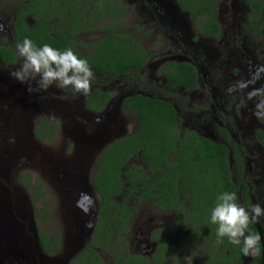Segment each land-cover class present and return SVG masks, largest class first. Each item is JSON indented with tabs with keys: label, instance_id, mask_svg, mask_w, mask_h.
Masks as SVG:
<instances>
[{
	"label": "flooded vegetation",
	"instance_id": "obj_1",
	"mask_svg": "<svg viewBox=\"0 0 264 264\" xmlns=\"http://www.w3.org/2000/svg\"><path fill=\"white\" fill-rule=\"evenodd\" d=\"M121 1L129 9H134L136 25L129 32L123 29L122 22L121 29L141 41L147 60L138 69L119 76L94 73L90 90L84 95L55 85L46 90L28 91L30 86L38 87L35 81L21 83L10 75L21 63L16 52L18 42L14 29L19 1H14L9 25L0 19V156L4 159V150L16 149L18 153L20 145H27L20 132L29 127L27 121H30L31 112L46 113L48 106L53 113L61 109L62 115L64 109L68 113L69 119H63L66 133L71 134L78 129L75 122L79 118L81 126L87 130L83 133H89L86 136L93 139V145L104 144L105 138L101 140L98 134L106 132L108 122L106 133L114 138L102 146L91 179L99 168L98 163L106 146L135 134L139 149L129 157L126 166H137L141 176H149L156 184H162L158 181L162 182L165 177L178 179L182 192L181 205L188 212L180 214L170 208L167 210L170 215L167 221L163 217L166 209L158 207L155 199H146L161 222L152 225V220L141 216L138 206L135 215L139 212L140 216L135 220L136 227L133 226L137 232L136 240L129 244L130 253L146 258L149 264H264V217L248 228L250 233L261 237L259 255L248 258L241 252L242 244L233 245L227 237L218 245V226L208 220L211 214L207 216L209 206L213 209L217 202L210 203L213 201L210 197L208 202H203V209L190 199V184L183 182L182 172L173 173L176 164L181 161L179 142L174 141L175 133L182 135L186 131L189 137L195 134L203 144L225 150L233 187L231 192L236 193L237 202L246 209L254 204L264 208V118L254 115L255 100L242 103L244 93L228 91L240 80L249 81L245 93L264 87V0H199L200 6L195 15L183 8L179 0ZM210 17L214 23L208 21ZM25 21L29 25L34 22L29 14L25 15ZM92 34L100 35L96 32ZM145 38H152L150 45L144 44ZM181 69L188 72L187 76H183ZM175 74L181 77H171ZM94 89L105 93L106 101L100 103L92 98L88 103ZM135 94L166 102L177 121L174 118L172 124H157L147 135L142 128L140 130L139 117L129 113L123 103L125 98ZM82 103L85 110L79 107ZM127 117H135V123L132 124ZM100 121L102 123L99 124ZM45 123L48 122L37 119L29 138H37L35 131L38 129L47 134ZM111 123L115 125L113 132L110 130ZM123 129L126 134L117 135ZM19 157L17 155V159ZM74 177L77 178V190L70 195V203L82 192L80 188H86L78 175ZM122 178L125 176L122 175ZM92 185L98 195L93 182ZM72 206L78 218L74 221L77 225V247L71 258L90 243L98 221L100 197L92 217L82 205ZM176 214L181 216L174 221ZM22 215L19 216L24 218L25 215ZM5 219L7 215L0 207V223L3 225L0 226V241L8 243L13 231ZM164 231L168 237L163 235ZM177 232L181 234L180 238L176 237ZM159 239L165 244H160Z\"/></svg>",
	"mask_w": 264,
	"mask_h": 264
},
{
	"label": "trees",
	"instance_id": "obj_2",
	"mask_svg": "<svg viewBox=\"0 0 264 264\" xmlns=\"http://www.w3.org/2000/svg\"><path fill=\"white\" fill-rule=\"evenodd\" d=\"M18 1V11L14 19L15 38L18 43H22L27 37L37 47L48 44L60 51L71 48L79 58L88 61L93 73L105 75L126 74L138 69L147 60L146 49L141 41L121 29L122 18L127 15L125 8L129 7L123 5L121 0ZM179 2L194 15L200 6L199 0ZM26 14L31 16L33 24L29 25L25 21ZM208 21L214 23L212 17ZM92 32L100 35L89 41L81 38L84 34ZM181 73L183 76L188 74L183 69ZM190 73L193 74V71L190 70ZM171 77L181 76L175 74ZM92 98L103 103L107 96L101 90L94 89L88 97V103ZM123 103L129 113L139 117L140 130L143 129L147 135H150L157 124H172L174 118L177 121L171 107L153 97L135 94L125 98ZM45 125L46 131L52 135V124ZM43 132L38 129L35 136L41 139ZM191 136L189 137L186 131L182 135L175 133L174 141L179 142L178 154L181 161L176 164L173 173L182 172L183 182L190 184V199L204 209V201L208 202L212 197L213 201L210 203H215L221 192H231L233 187L225 150L203 144L202 139L195 134ZM138 149L135 134L116 140L104 149L103 157L98 163L99 168L92 175V182L100 197L98 221L89 245L71 258L68 264H105L100 253H103L111 264H149L146 258L130 253L127 241L124 240L125 234L129 231L130 219L135 215L140 199L153 198L158 207L173 208L180 214L188 213L181 205L182 192L178 186V179L165 177L162 182L158 181L162 184H156L149 176H141L137 166H126L129 157ZM124 167L126 169L122 171ZM122 175L125 178H122ZM25 178H30L29 174H22L21 182H25ZM211 209L212 206H209L208 217ZM34 215L39 219L40 209H35ZM180 216L174 215V221ZM176 234V237L180 238L181 234L179 232ZM163 235L168 237L166 231ZM38 240L44 252L53 253L59 249V234L48 238L39 232ZM159 240L160 244H165V241Z\"/></svg>",
	"mask_w": 264,
	"mask_h": 264
},
{
	"label": "rangeland",
	"instance_id": "obj_3",
	"mask_svg": "<svg viewBox=\"0 0 264 264\" xmlns=\"http://www.w3.org/2000/svg\"><path fill=\"white\" fill-rule=\"evenodd\" d=\"M14 1L15 0H0V19L4 23L6 22L7 26L11 20ZM134 20V9L127 8V16L122 20L123 29L129 32L133 31L132 28L136 26ZM96 35L97 34L86 33L81 38L84 41H89ZM151 40L152 38H145L143 42L148 46ZM49 88L50 86L48 89ZM78 103L79 101L77 105ZM79 107L83 110L86 109L83 103ZM50 108L49 106L46 108V113L31 112V117H29L30 121H27L29 127L23 128V131L20 132L21 137L24 138V142H26L27 145H20L18 153L16 149L4 150L6 152L4 157L6 158L8 154L9 156L6 158L7 161L1 162L0 187L2 189L12 190V199L10 201L12 207L16 208V210L12 208V210L8 211L11 222L10 226L15 227L16 231L20 233L18 227L21 223H24L25 232L23 234L20 233V236H18L20 237V241H18L14 235L9 239L8 243L0 241V264H68V255L77 247L75 246L77 225L74 222L75 211L72 210L67 194L69 191L72 193V191L75 190L74 175L79 176L81 183H84L85 187L86 183L89 186H93L91 174L96 161L106 143L114 138L113 135L108 137L106 133L108 131L107 122L106 132L102 135L98 134V138H101V140L105 138L104 144L93 145L91 143L93 139H89L86 136L89 135V133H83V131L87 132V130L81 126L79 118H76L78 121L75 122L78 129L71 134L66 133L63 119H69L70 116L68 113L64 112L65 109L62 115V109L53 113ZM120 118L122 119V117ZM127 118L129 119L130 117ZM37 119H39L40 122L44 119L52 124V135H49V133H42L43 137L41 139L29 138V133H31ZM130 120L132 124L135 123V117H131ZM102 121H100L99 124L102 123ZM117 122L120 125L121 121L119 119ZM114 128L115 125L111 123L110 130L112 132ZM105 134L106 136H104ZM125 134L126 131L123 129L122 132L117 135L122 136ZM17 155L20 156L18 159ZM24 173L30 176L28 179L25 178L24 181L26 183L23 181L21 182V175ZM81 189L84 190V187ZM39 190H41V192H39ZM2 193L0 192V194ZM95 200L97 205L99 202V195H95ZM17 202L19 204H16ZM139 207L138 211H141V216L152 220V225L161 222L160 216H156V212L151 210L152 206L149 200L140 199ZM35 209H40L41 216L39 219L34 215ZM168 209L170 208H166L167 213L163 215L167 221H169L170 216L167 211ZM17 210H21V213L18 214V212H16ZM31 213L33 215L37 235H39V232H42L46 237L50 238L59 234L60 246L56 252L47 253L42 250L39 251L34 247V231H30L27 228ZM138 213L131 220L129 231L124 236V240H128V249L129 244L131 245L136 240L137 232L133 226L136 227L135 220L140 216ZM21 214L25 215V217L21 218L19 216ZM189 224H191V221ZM24 236H27V241H24ZM22 242L27 244L28 251L25 253L15 252L18 250L17 243L20 244ZM100 254L105 260V264H111L103 253ZM251 256L252 255H247L248 258Z\"/></svg>",
	"mask_w": 264,
	"mask_h": 264
},
{
	"label": "clouds",
	"instance_id": "obj_4",
	"mask_svg": "<svg viewBox=\"0 0 264 264\" xmlns=\"http://www.w3.org/2000/svg\"><path fill=\"white\" fill-rule=\"evenodd\" d=\"M16 52L21 63L19 68L10 72V75L21 83L35 81L38 87H29L28 91L46 90L55 85L61 89L71 88L73 93L87 94L94 79L86 59L79 58L71 48L60 51L44 44L37 47L27 37L22 43L16 44ZM258 78V76L256 77ZM249 81L240 80L231 85L229 92H241V102L255 100L254 115L264 118V87L244 92ZM234 192L224 191L217 196V203L211 210L210 223L217 225V241L222 244L224 238L233 245H241L244 255H259L260 240L258 234L248 231L249 225L259 223L264 217V208L254 204L246 209L237 202Z\"/></svg>",
	"mask_w": 264,
	"mask_h": 264
},
{
	"label": "water",
	"instance_id": "obj_5",
	"mask_svg": "<svg viewBox=\"0 0 264 264\" xmlns=\"http://www.w3.org/2000/svg\"><path fill=\"white\" fill-rule=\"evenodd\" d=\"M8 156H9V154H8ZM4 161H7V160L5 158L2 159V157L0 156V168L2 166V163L1 162H4ZM76 181H77V178L75 177V182H74L75 190H77L76 189ZM75 190H73L72 193H70V191H69V193L67 194L68 198L70 197V195H72L75 192ZM84 190L83 189L80 190L82 192L79 194V196L78 197H75V199L73 198L74 201L72 200L71 206L72 205L75 206V204L76 205H82L83 207H85V208L88 209V215H89V217H92L93 214H95V211H96V208H97V205H96V202H95L96 201L95 200L96 192H95L94 188L92 186H89L87 183H86V188ZM78 191H79V189H78ZM0 192L1 193L2 192L4 193V194L3 193L0 194V207H1L2 212L5 215H7V219H5L8 222V225L7 226H10L11 222H10V219H9V215H8L9 212L8 211L9 210H12V208H13L12 207V203L10 201L12 199L11 198V196H12L11 192H12V190H10V189L7 190L5 188H3V189L1 188L0 189ZM16 204H19V203L17 202ZM13 210H16V208H13ZM72 210L75 211V209H74L73 206H72ZM16 212H18V210ZM20 213H21V211H20ZM77 218H78L77 212L75 211L74 212V221H76ZM1 225L2 224L0 223V226ZM10 228L13 231V235L16 236V238L18 239V241H20L19 240L20 237H18V236H20V233L23 234L25 232V225H24V223H21L20 226L18 227L20 233H18L16 231V228L15 227L10 226ZM27 228L30 231L31 230L34 231V237H35V239H34V247L37 248L39 251H41L42 249L40 248V245H39L38 235H37V232H36V227H35V223H34V219H33L32 213L30 214V222H29V225L27 226ZM24 239H25L24 241H27V239H28L27 236H24ZM17 245H18L17 246L18 250L15 251V252H17V253H21V252L23 253L24 252L25 253V252L28 251L27 244H25L24 242H22L20 244L17 243ZM72 253L73 252H71L68 255L67 260H69L71 258V254ZM67 260H66V262H67ZM65 264H67V263H65Z\"/></svg>",
	"mask_w": 264,
	"mask_h": 264
}]
</instances>
